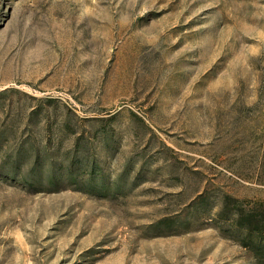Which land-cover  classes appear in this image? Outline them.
<instances>
[{
	"label": "rangeland",
	"instance_id": "1",
	"mask_svg": "<svg viewBox=\"0 0 264 264\" xmlns=\"http://www.w3.org/2000/svg\"><path fill=\"white\" fill-rule=\"evenodd\" d=\"M252 213L264 0H0V264H264Z\"/></svg>",
	"mask_w": 264,
	"mask_h": 264
},
{
	"label": "trees",
	"instance_id": "2",
	"mask_svg": "<svg viewBox=\"0 0 264 264\" xmlns=\"http://www.w3.org/2000/svg\"><path fill=\"white\" fill-rule=\"evenodd\" d=\"M239 216L238 223L241 226H245L249 231V236L255 233L259 235L264 226V213L261 214H241ZM249 244V243H248ZM252 255L257 258L261 263H264V246L259 243H254L252 245Z\"/></svg>",
	"mask_w": 264,
	"mask_h": 264
}]
</instances>
